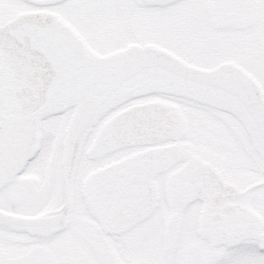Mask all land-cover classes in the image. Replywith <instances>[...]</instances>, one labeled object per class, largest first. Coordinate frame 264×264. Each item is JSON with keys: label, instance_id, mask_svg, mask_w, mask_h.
<instances>
[{"label": "snow or ice", "instance_id": "6c2138e0", "mask_svg": "<svg viewBox=\"0 0 264 264\" xmlns=\"http://www.w3.org/2000/svg\"><path fill=\"white\" fill-rule=\"evenodd\" d=\"M0 264H264V0H0Z\"/></svg>", "mask_w": 264, "mask_h": 264}]
</instances>
